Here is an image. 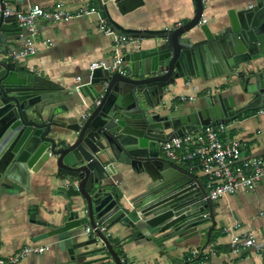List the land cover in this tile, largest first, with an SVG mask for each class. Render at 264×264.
I'll use <instances>...</instances> for the list:
<instances>
[{"label":"water","instance_id":"obj_1","mask_svg":"<svg viewBox=\"0 0 264 264\" xmlns=\"http://www.w3.org/2000/svg\"><path fill=\"white\" fill-rule=\"evenodd\" d=\"M192 1L195 15L189 22L170 30H139L125 28L111 9L126 15L144 0H97L100 15L116 32L163 42L127 53L126 64L118 70L94 69L90 82L79 87L91 99V110L66 124L57 118L68 108L56 103L60 92L55 84L7 55L14 44L9 37L19 35L22 28L14 14H6L8 4L16 0H0V180L6 177L17 188L28 187L31 171L54 168L50 176L59 182L55 193L69 199L67 220L40 238L66 237L88 224L94 233L87 244L101 239L110 252L100 261L111 258L105 264H123L106 231L118 222L135 232L139 227L135 214L119 203L118 193L103 185L116 162L150 175L153 182L140 196L137 209L144 217L151 216V225L162 224L161 230L168 231L158 242L194 236L209 221H213L210 230L214 228V201L207 198V186L193 171L161 155L160 144L228 123L247 108L264 106V65L254 68L264 58V0L232 10L230 23L218 32L202 22L203 0ZM198 26L204 36L195 40L187 34ZM244 65L253 66L239 70ZM234 73L244 82V92L254 94L243 109L231 110L234 100L220 95L208 97L205 108L190 114L173 116L156 110L167 88L180 78ZM57 126H67L74 136L60 143L52 136ZM76 197L83 200L84 216L72 210ZM76 247L69 245L70 253H76Z\"/></svg>","mask_w":264,"mask_h":264},{"label":"crops","instance_id":"obj_2","mask_svg":"<svg viewBox=\"0 0 264 264\" xmlns=\"http://www.w3.org/2000/svg\"><path fill=\"white\" fill-rule=\"evenodd\" d=\"M144 5L123 15L112 8L113 17L128 29L165 30L189 22L195 15L192 0H144ZM205 23L213 32H218L230 23V12L244 10L256 0H203ZM35 3L47 8L62 7L69 12L68 18L60 21L39 20L36 31L22 28L19 35L9 37L14 44L7 55L10 60L43 76L53 82L60 92L57 104H65L67 111L57 118L66 124L79 121L92 108L91 99L82 94L79 87L91 80L90 65L104 63L103 68L118 70L124 66L127 53L141 48H150L162 43L161 38H132L118 46L117 35L108 33L110 24L100 15L98 2L93 0H16L8 4L13 10H24ZM95 8V11L90 10ZM195 40L203 38L204 33L198 26L190 33ZM27 40L35 46L33 53L21 54ZM258 63V64H257ZM264 65V58L254 63V68ZM253 66V65H252ZM251 65L239 67L250 70ZM225 86V87H224ZM244 82L237 73L222 74L214 77L192 76L178 79L167 88L162 101L156 108L162 114L173 116L190 114L206 107L208 97L222 96L233 99L231 110L246 107L254 94L244 92ZM186 99V100H185ZM176 100L178 101L176 103ZM223 129L224 136L237 138L242 142V157L264 156V106L247 108L228 123L214 125ZM52 136L60 143L74 136L67 126L53 128ZM161 155L164 156L161 144ZM176 163V162H175ZM190 169L188 163H177ZM103 185L119 195L121 206L136 216L139 230L118 222L107 229V235L119 242L118 250L125 264H264V177L254 189L241 188L235 194H227L214 201L213 221L199 227V233L186 239L173 237L158 242L166 232L162 224L153 226L151 216L144 217L137 205L140 196L152 184L145 170L116 162ZM54 168L31 171L29 186L17 188L14 181L3 177L0 180V232L2 236L1 254L9 262V256L24 246L36 243L47 245L42 253L30 254L16 264H105L100 261L110 255L100 240L88 243L93 234L86 232L88 224L70 231L67 235H52L40 238L43 234L61 226L67 220L69 199L56 194L59 184L50 174ZM200 183L208 184L209 178L200 169H193ZM72 210L84 216V203L80 197L74 198ZM253 234L258 247H244L236 244ZM77 246L76 253L69 251V245ZM194 256H202L195 262Z\"/></svg>","mask_w":264,"mask_h":264},{"label":"built area","instance_id":"obj_3","mask_svg":"<svg viewBox=\"0 0 264 264\" xmlns=\"http://www.w3.org/2000/svg\"><path fill=\"white\" fill-rule=\"evenodd\" d=\"M90 10L95 11V8ZM6 14H14L21 28H29L36 31L35 26L39 20L60 21L68 18L69 12L62 7L47 8L39 3L24 10L6 9ZM205 22V19H202ZM108 33H114L110 27ZM132 37L118 34L116 43L122 46ZM35 46L31 40H27L21 49V54L33 53ZM104 63L94 62L90 65L91 72L102 67ZM161 149L165 157L176 163H188L190 169H200L209 178L207 198L216 201L227 194H235L241 188L254 189L264 177V156L242 157V142L237 138L224 136L223 129L215 126H207L198 130L189 131L183 135L175 136L161 143ZM88 234L94 233L90 225L86 227ZM236 244L244 247H258L253 234L236 241ZM2 236L0 232V264L7 261L1 254ZM264 252V245L260 246ZM47 245L31 243L9 256V262L16 264L30 254L42 253Z\"/></svg>","mask_w":264,"mask_h":264},{"label":"trees","instance_id":"obj_4","mask_svg":"<svg viewBox=\"0 0 264 264\" xmlns=\"http://www.w3.org/2000/svg\"><path fill=\"white\" fill-rule=\"evenodd\" d=\"M93 2L94 3H96V0H93ZM225 87V86H224ZM186 100V99H185ZM178 101L176 100V103H177ZM112 241V243H113V245H114V247H115V249L118 251V253H119V255H120V257H121V259H122V261H123V257L121 256V253H120V251L118 250V244H119V242L118 241H116V240H111ZM202 259V256H194V261L195 262H197V261H199V260H201ZM123 264H125V262L123 261Z\"/></svg>","mask_w":264,"mask_h":264}]
</instances>
